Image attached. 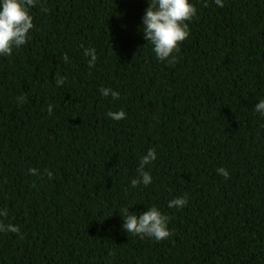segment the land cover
<instances>
[{"label": "trees", "instance_id": "trees-1", "mask_svg": "<svg viewBox=\"0 0 264 264\" xmlns=\"http://www.w3.org/2000/svg\"><path fill=\"white\" fill-rule=\"evenodd\" d=\"M190 2L166 63L140 30L147 0H36L30 39L0 57V222L20 229L0 232V264H264V0ZM149 148L152 183L132 187ZM152 205L169 238L122 228L121 209Z\"/></svg>", "mask_w": 264, "mask_h": 264}, {"label": "clouds", "instance_id": "clouds-1", "mask_svg": "<svg viewBox=\"0 0 264 264\" xmlns=\"http://www.w3.org/2000/svg\"><path fill=\"white\" fill-rule=\"evenodd\" d=\"M218 7H222L224 0H213ZM148 6L142 16V25L140 30L143 37L151 45V50L158 61L166 63H175L180 51L179 43L183 42L189 36V23L195 15L196 8L190 0H147ZM36 0H0V57H10L13 50H18L30 39V30L33 29V17L30 9L35 7ZM47 11V9H44ZM83 55L90 57L87 63L90 68L95 66L97 56L94 48H85ZM65 63L68 62V56H63ZM64 77L56 79L55 83L60 86L64 83ZM101 97L111 96L113 100L119 99V92L108 87L98 89ZM17 100L23 102L24 97L19 96ZM48 113H52V105H48ZM254 111L260 117H264V99H260L254 105ZM106 117L119 121L126 117L123 109L119 111H108ZM157 158L155 149L149 148L139 160L137 178L131 179L132 187L137 185L147 186L152 183V177L148 171H145V165L151 163ZM47 171V170H46ZM218 175L227 179L230 175L224 167H218L215 170ZM28 172L35 175L37 170L29 168ZM49 179L52 178V172L47 171ZM187 196L175 197L168 201V208L182 209L187 205ZM129 208L120 210L122 217V228L132 235H139L141 238L147 237L159 242L170 237L171 232L168 228L169 217L163 214L155 205L147 207L146 211L139 214H132ZM7 215V209H0V217ZM9 231L19 233L18 226L12 224L5 225L0 222V232Z\"/></svg>", "mask_w": 264, "mask_h": 264}]
</instances>
